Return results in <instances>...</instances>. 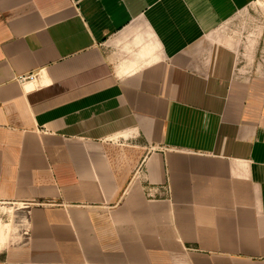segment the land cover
Here are the masks:
<instances>
[{"label": "crops", "instance_id": "0c3cea01", "mask_svg": "<svg viewBox=\"0 0 264 264\" xmlns=\"http://www.w3.org/2000/svg\"><path fill=\"white\" fill-rule=\"evenodd\" d=\"M246 0H0V264H264V66ZM33 74L20 82L18 76Z\"/></svg>", "mask_w": 264, "mask_h": 264}, {"label": "rangeland", "instance_id": "374dc122", "mask_svg": "<svg viewBox=\"0 0 264 264\" xmlns=\"http://www.w3.org/2000/svg\"><path fill=\"white\" fill-rule=\"evenodd\" d=\"M237 53V68L264 66V0H246L218 29ZM28 205L0 201V251L29 238Z\"/></svg>", "mask_w": 264, "mask_h": 264}, {"label": "built area", "instance_id": "2783aa9c", "mask_svg": "<svg viewBox=\"0 0 264 264\" xmlns=\"http://www.w3.org/2000/svg\"><path fill=\"white\" fill-rule=\"evenodd\" d=\"M35 76L33 74H26V75H20L18 76V80L20 82L26 81V80H32Z\"/></svg>", "mask_w": 264, "mask_h": 264}]
</instances>
